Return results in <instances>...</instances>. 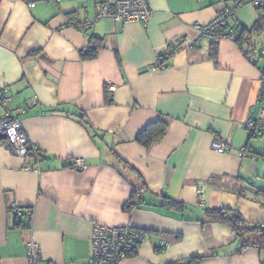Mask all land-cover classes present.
<instances>
[{
  "label": "crops",
  "instance_id": "0c3cea01",
  "mask_svg": "<svg viewBox=\"0 0 264 264\" xmlns=\"http://www.w3.org/2000/svg\"><path fill=\"white\" fill-rule=\"evenodd\" d=\"M106 1L0 0V87L42 153L38 169H25L32 159L0 142V264H27L29 241L38 244L43 264H89L96 223L148 232L119 264H189L211 252L199 264H264V250L237 252L230 227L205 220L202 209L231 208L248 223L264 224V196L254 191L264 190V138L243 126L264 107V62L254 57V65L228 39L215 42L212 59L213 42L193 27L224 6L233 13L229 27L252 25L259 11L247 1L149 0L147 23L120 25L93 19ZM85 18L92 24L80 30ZM92 37L101 38V47L82 58ZM169 44L166 66L154 70ZM159 118L166 131L146 148L136 136ZM214 139L227 150L214 151ZM76 158L83 168L71 164ZM141 183L151 191L146 203L125 210ZM157 194L188 208L162 205ZM11 203L25 215L31 210L27 226L25 215L18 224ZM160 237L170 242L164 250L156 246Z\"/></svg>",
  "mask_w": 264,
  "mask_h": 264
},
{
  "label": "built area",
  "instance_id": "2783aa9c",
  "mask_svg": "<svg viewBox=\"0 0 264 264\" xmlns=\"http://www.w3.org/2000/svg\"><path fill=\"white\" fill-rule=\"evenodd\" d=\"M244 1L250 2L254 5H259L264 0H238L237 6H240ZM34 6L35 2L29 4ZM152 15V9L149 5V0H111L99 4L95 14L94 20L107 18L122 25L131 22L147 23ZM233 17L232 9L224 6L220 9L215 17L207 22L193 23V27L198 31L201 37H206L210 41L218 42L222 39L234 41L237 38V31L233 27H229V20ZM92 21L85 18L83 21L77 23L80 30L89 28ZM172 45L169 44L165 50V55L172 50ZM261 53L264 54V44L261 46ZM167 64V58L158 59L157 63L152 67L154 70L162 69ZM114 86L108 85L106 87L107 97L110 98ZM261 95L264 94V79L262 81ZM11 97L7 92L6 87H0V106L3 107V113L0 116V133L4 134L9 142L11 153L23 159H32V163H25V169H38V158L36 145L24 133L20 120L7 107ZM264 116V107L259 111L257 117H249L243 124L249 134L255 136L264 135V127L262 117ZM214 151L222 153L228 148V145L221 139H214L211 143ZM33 152V155H29ZM243 154L246 150L243 149ZM71 164L75 167L83 168L84 163L82 158L72 160ZM146 189L141 187L139 196L144 194ZM204 205L203 191L198 189L197 206L202 208ZM10 212L14 217L21 218L24 210L11 203L9 207ZM146 234L143 230L131 226H108L103 224H94L91 243H92V257L89 264H119L125 258L133 246L141 243ZM170 244L169 240L160 237L157 240V248L164 250ZM26 260L27 264H43L42 257L39 251V246L34 241H29L26 244Z\"/></svg>",
  "mask_w": 264,
  "mask_h": 264
},
{
  "label": "trees",
  "instance_id": "16d2710c",
  "mask_svg": "<svg viewBox=\"0 0 264 264\" xmlns=\"http://www.w3.org/2000/svg\"><path fill=\"white\" fill-rule=\"evenodd\" d=\"M238 0H235V4ZM254 5V4H253ZM255 8L259 11V15L257 18L254 20L252 25L250 26H245L242 23H239L238 25L236 24L233 26V29L237 31V38L234 40V42L239 46V49L242 51L245 57L249 58V60L256 65V59H261L264 62V54L261 53V46L264 44V41L261 42L259 48L255 46L253 43V38L254 36L259 37L261 33H264V2L259 4V5H254ZM213 42V41H211ZM101 47V38L98 37H92L91 38V43L86 49V51L82 52V58H93L95 57L98 49ZM173 48V47H172ZM217 50L216 43L213 42L211 43V48H210V56L212 59H215V52ZM173 52V49L167 54V56H160L162 60L168 59ZM256 57V59L254 58ZM262 70L264 73V63L262 66ZM76 116L85 124L89 126V128L92 130L93 127L87 123V121L84 118L83 113H77ZM167 121L165 119L159 118L156 121H153L149 124H147L136 136V140L142 144L144 147L148 148L150 147L154 142L158 141L165 133L166 128H167ZM93 131V130H92ZM252 137H262L264 138V135L262 136H255L250 134ZM0 142L8 143V140L6 137H0ZM247 152V151H246ZM251 153V152H250ZM41 152H37V158L40 159ZM29 155H33V152H30ZM132 168V167H130ZM255 183L254 178H250L248 180V185H251ZM141 187H144L146 189L145 193L139 196V190ZM247 188H240L238 191L239 196L246 197V192L248 191ZM255 195H262L264 196V190L256 189L254 190ZM151 191L147 187L145 183H141L139 185L133 186L131 195L126 202L124 208L127 211H130L132 209H135L139 207L142 204L146 203V196L150 193ZM157 196L160 199V204L162 205H167L170 206L171 208L177 209V210H185L188 207L183 204L182 202L175 201L173 199H170L164 194H157ZM203 209V218L205 220L210 221V222H219L222 224H225L230 227L232 232L235 235V239L238 243V246L236 248L237 252H241L245 248H257L260 250H264V224H256V223H248L242 216L241 214L231 208H212V209H207V208H202ZM25 213L23 214V216ZM31 215L32 212L29 210L27 212V215H25L27 224L26 226L30 223L31 220ZM22 216V217H23ZM21 217V218H22ZM21 218L19 219L18 224L22 225L23 220L21 221ZM203 220V222L205 221ZM142 230V229H141ZM145 233H148L147 231L143 230ZM139 244H136L133 246V248L126 253V257H130L135 254L136 249ZM215 252L211 253H200V254H195L190 258V263L189 264H199L200 261L207 257L210 254H213ZM178 264V263H175Z\"/></svg>",
  "mask_w": 264,
  "mask_h": 264
},
{
  "label": "rangeland",
  "instance_id": "374dc122",
  "mask_svg": "<svg viewBox=\"0 0 264 264\" xmlns=\"http://www.w3.org/2000/svg\"><path fill=\"white\" fill-rule=\"evenodd\" d=\"M263 41H264V33H261L259 37L254 36V38H253V43L255 44L257 49L259 48L261 42H263Z\"/></svg>",
  "mask_w": 264,
  "mask_h": 264
},
{
  "label": "water",
  "instance_id": "95a60500",
  "mask_svg": "<svg viewBox=\"0 0 264 264\" xmlns=\"http://www.w3.org/2000/svg\"><path fill=\"white\" fill-rule=\"evenodd\" d=\"M0 137H5V135L4 134H2V133H0ZM189 262V260L188 261H186L184 264H187Z\"/></svg>",
  "mask_w": 264,
  "mask_h": 264
}]
</instances>
